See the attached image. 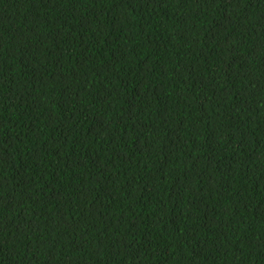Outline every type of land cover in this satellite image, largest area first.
Segmentation results:
<instances>
[{
	"label": "trees",
	"instance_id": "obj_1",
	"mask_svg": "<svg viewBox=\"0 0 264 264\" xmlns=\"http://www.w3.org/2000/svg\"><path fill=\"white\" fill-rule=\"evenodd\" d=\"M0 264H264V0H0Z\"/></svg>",
	"mask_w": 264,
	"mask_h": 264
}]
</instances>
